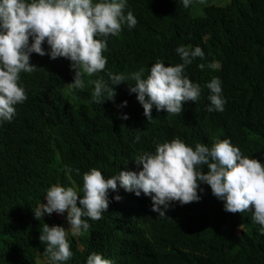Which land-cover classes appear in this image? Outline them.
<instances>
[{"label": "trees", "instance_id": "1", "mask_svg": "<svg viewBox=\"0 0 264 264\" xmlns=\"http://www.w3.org/2000/svg\"><path fill=\"white\" fill-rule=\"evenodd\" d=\"M127 5L136 25L107 38L105 69L84 75L83 88L69 86L74 70L62 57L32 53L35 70L20 74L26 99L15 106L10 122L0 121V264H39L38 257L48 264L40 226L62 221L46 214L38 220L32 208L44 202L51 185L82 187L89 168L105 177L137 171L134 158L174 137L193 147L227 138L264 164V0H193L187 8L180 0H127ZM178 45L204 52L203 60L195 58L184 69L201 86V96L182 102L181 113L153 106L148 120L127 81L114 86L113 100L92 101L89 80H107L106 72L127 76L142 67L146 75L157 59L181 63ZM213 60L218 69L207 67ZM212 77L221 81L222 112L206 110L204 85ZM199 187V201L172 202L163 217L151 211L143 193L119 186L109 191L101 218L88 220L90 229L79 236L66 235L72 256L64 264H85L91 252L112 264H264V235L251 211L226 212L207 184ZM116 194L118 201L112 199Z\"/></svg>", "mask_w": 264, "mask_h": 264}, {"label": "clouds", "instance_id": "2", "mask_svg": "<svg viewBox=\"0 0 264 264\" xmlns=\"http://www.w3.org/2000/svg\"><path fill=\"white\" fill-rule=\"evenodd\" d=\"M180 2L187 8L193 0ZM136 23L127 0H0V121L10 122L16 114L15 106L26 99L19 81L21 73H32L37 66L30 63L32 53L67 59L74 70L73 80L68 84L81 89L84 75L92 76L105 69L107 61L102 51L107 47V38L119 34L122 26L131 29ZM174 51L181 63L166 64L157 59L146 75L142 67L127 76L106 72L107 80H89L94 86L90 93L92 101L100 105L106 99L113 100L114 86L127 81L129 93L135 94L148 120L152 118L153 106L157 112L181 113L182 102L195 103L201 96V86L192 82L184 69L195 58L203 60L204 52L199 46L184 45H178ZM197 67L204 69L205 64ZM207 67L218 69L219 63L213 60ZM204 87L208 89L206 110L222 112L226 101L220 79L212 77ZM126 105V100L121 101L119 107ZM121 118L127 119V114ZM133 139L138 141L139 135ZM133 161L140 165L137 171L118 170L105 177L92 167L82 174L79 189L60 184L46 189V202L32 208L34 218L66 212L69 225L67 229L56 224L40 226L38 239L45 245L48 264H64L69 260L72 252L67 232L73 236L87 232L88 220L101 218L108 209L109 191L116 193L118 186L136 196L143 193L150 197L151 211L163 217L172 202L184 205L199 201V193L203 191L199 186L207 184L212 195L223 202L224 211H251L253 221L260 225L258 231L264 235V164L243 155L229 139H216L210 146L197 142L193 147L174 137L157 143L154 151H145ZM120 198L118 194L112 197L117 201ZM85 264L112 262L100 253L91 252Z\"/></svg>", "mask_w": 264, "mask_h": 264}, {"label": "rangeland", "instance_id": "3", "mask_svg": "<svg viewBox=\"0 0 264 264\" xmlns=\"http://www.w3.org/2000/svg\"><path fill=\"white\" fill-rule=\"evenodd\" d=\"M45 202L46 201L44 200L43 203H45ZM46 215L50 218H59L62 222L58 223V225L63 226L65 229H67L69 227L67 220H66V215H67L66 212L63 214H58L56 212H53L51 215H48V214H46ZM68 232H70V231H68ZM68 232H67V234H68ZM76 236H79V235H76ZM38 262H39V264H45L46 258L38 257Z\"/></svg>", "mask_w": 264, "mask_h": 264}]
</instances>
